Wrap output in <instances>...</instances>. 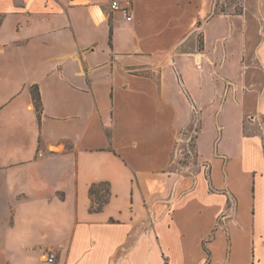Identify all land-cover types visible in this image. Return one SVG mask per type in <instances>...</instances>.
I'll list each match as a JSON object with an SVG mask.
<instances>
[{
	"label": "crops",
	"instance_id": "crops-1",
	"mask_svg": "<svg viewBox=\"0 0 264 264\" xmlns=\"http://www.w3.org/2000/svg\"><path fill=\"white\" fill-rule=\"evenodd\" d=\"M110 1L0 0V264H264V27Z\"/></svg>",
	"mask_w": 264,
	"mask_h": 264
},
{
	"label": "rangeland",
	"instance_id": "rangeland-1",
	"mask_svg": "<svg viewBox=\"0 0 264 264\" xmlns=\"http://www.w3.org/2000/svg\"><path fill=\"white\" fill-rule=\"evenodd\" d=\"M214 13L223 14H240L248 22L249 32V44L247 47V53L245 58L250 61V54L253 52V47L258 37V26L264 27V19H260L261 13L258 10V6L255 0H215ZM261 22V24H260ZM203 35L201 32L193 34L189 40L185 43L183 50H190L193 44H196L198 49L202 47ZM253 78L261 80L262 72L259 69H253ZM190 130H184L180 135L175 147L173 159L175 160L172 164L173 169L179 171H191L196 172L200 170L201 165L199 160L195 159L194 155L191 156L188 148L193 150L192 145L195 143L196 130L200 128L198 118H195L194 122L188 127ZM206 170V169H205Z\"/></svg>",
	"mask_w": 264,
	"mask_h": 264
},
{
	"label": "built area",
	"instance_id": "built-area-1",
	"mask_svg": "<svg viewBox=\"0 0 264 264\" xmlns=\"http://www.w3.org/2000/svg\"><path fill=\"white\" fill-rule=\"evenodd\" d=\"M110 5L114 11L123 14L127 20L132 19L131 12H132L133 0H111ZM54 257H55L54 254L50 253L48 254L46 259L48 262H53Z\"/></svg>",
	"mask_w": 264,
	"mask_h": 264
},
{
	"label": "trees",
	"instance_id": "trees-1",
	"mask_svg": "<svg viewBox=\"0 0 264 264\" xmlns=\"http://www.w3.org/2000/svg\"><path fill=\"white\" fill-rule=\"evenodd\" d=\"M31 92H32V94L34 96L36 105L39 106V94H38V92H35L34 88L31 90ZM107 192L108 191L106 190V193ZM90 193L91 194L95 193V190H94V188L92 186L90 188ZM96 200H98L100 202L99 205L97 207H94L93 204H92L91 207H90L91 209H99V208H101L103 206V203L106 201V197L105 198H103V197L98 198L97 197Z\"/></svg>",
	"mask_w": 264,
	"mask_h": 264
}]
</instances>
